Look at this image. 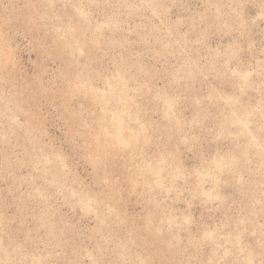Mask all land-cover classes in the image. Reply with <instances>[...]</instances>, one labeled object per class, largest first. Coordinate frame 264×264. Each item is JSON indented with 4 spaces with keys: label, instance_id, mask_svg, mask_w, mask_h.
Instances as JSON below:
<instances>
[{
    "label": "rangeland",
    "instance_id": "1",
    "mask_svg": "<svg viewBox=\"0 0 264 264\" xmlns=\"http://www.w3.org/2000/svg\"><path fill=\"white\" fill-rule=\"evenodd\" d=\"M0 264H264V0H0Z\"/></svg>",
    "mask_w": 264,
    "mask_h": 264
}]
</instances>
